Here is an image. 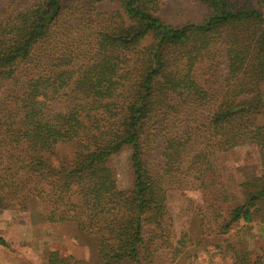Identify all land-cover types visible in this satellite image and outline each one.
Listing matches in <instances>:
<instances>
[{"label":"trees","instance_id":"obj_1","mask_svg":"<svg viewBox=\"0 0 264 264\" xmlns=\"http://www.w3.org/2000/svg\"><path fill=\"white\" fill-rule=\"evenodd\" d=\"M201 2L205 21L175 25L161 0H0V208L74 222L95 264H264V242L229 236L264 233V0ZM242 144L262 172L239 182L216 156ZM174 189L204 206L179 230Z\"/></svg>","mask_w":264,"mask_h":264},{"label":"rangeland","instance_id":"obj_2","mask_svg":"<svg viewBox=\"0 0 264 264\" xmlns=\"http://www.w3.org/2000/svg\"><path fill=\"white\" fill-rule=\"evenodd\" d=\"M160 5V14L167 22L175 25L200 23L210 14V9L201 0H161ZM104 6L106 10L117 8L113 3ZM111 164L116 170L118 187L130 188L133 182L130 150L125 148L114 155ZM216 165L224 172H233L239 182L262 172L259 151L248 144L238 145L218 154ZM168 204L175 230L190 222L195 208H204L198 190H170ZM41 213L40 208L26 212L0 208V238L6 242L5 245L0 244V264H42L46 255L52 251L72 257L73 261H79L78 264L96 263L97 244L94 239L81 234L74 222H47ZM242 226V223L235 226L229 235L232 240L250 242L252 248L264 242L263 228L259 221L252 222L248 232H241ZM201 254L199 261L193 264H210L208 260L204 261L208 253ZM155 260L157 264H173L166 255H159ZM213 263L224 264L218 257Z\"/></svg>","mask_w":264,"mask_h":264}]
</instances>
